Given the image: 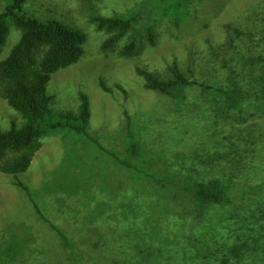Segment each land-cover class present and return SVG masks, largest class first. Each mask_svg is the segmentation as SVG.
<instances>
[{"label":"rangeland","instance_id":"rangeland-1","mask_svg":"<svg viewBox=\"0 0 264 264\" xmlns=\"http://www.w3.org/2000/svg\"><path fill=\"white\" fill-rule=\"evenodd\" d=\"M146 1H27L31 16L86 35L82 58L54 74L48 92L58 113H77L88 94L94 139L59 128L27 171H0V264H264V0H200L181 23L157 15L105 49L109 34L92 17L136 13ZM10 2L0 0V12ZM20 36L12 26L1 58ZM132 37L137 51L124 56ZM176 65L234 90L243 106L197 85L173 98L136 71L169 79ZM12 122L24 119L0 96V127ZM166 176L221 178L232 203L198 223L171 200Z\"/></svg>","mask_w":264,"mask_h":264},{"label":"trees","instance_id":"trees-1","mask_svg":"<svg viewBox=\"0 0 264 264\" xmlns=\"http://www.w3.org/2000/svg\"><path fill=\"white\" fill-rule=\"evenodd\" d=\"M27 1L11 0L0 12V96L24 119L22 124L12 122L7 130L0 127V171L14 176L30 168L37 152L43 147V138L54 130L69 127L88 139H94L89 129L91 103L88 94L80 92L81 102L77 113H58L53 108L54 96L48 92V83L54 74L82 58L86 35L57 19L41 20L31 16L25 9ZM199 1L147 0L136 13L112 16L97 14L91 20L97 30L109 34L103 47L111 49L140 21L150 22L158 15L181 23L189 16L191 5ZM147 11L149 13L145 14ZM12 26L21 30L20 39L9 55L1 58ZM151 42H155L153 37ZM136 51L137 42L132 37L121 49V54L132 56ZM136 71L143 77L147 89L173 98H180L188 86L197 85L204 92L223 95L232 106H243V98L234 90L223 87L216 89L197 79L191 80L177 65L171 68L173 76L169 79H163L157 73L141 67H137ZM101 84L105 90H111L104 80ZM116 86L126 92L120 84ZM18 184L24 187L22 182ZM163 186L170 191L169 197L174 203L182 204L181 208L185 210L183 213L198 223L206 218L210 208L232 203L229 187L221 178L206 181L194 176L179 179L166 176ZM115 250L116 247L108 249L112 260ZM76 254L82 257L83 252L77 251Z\"/></svg>","mask_w":264,"mask_h":264}]
</instances>
